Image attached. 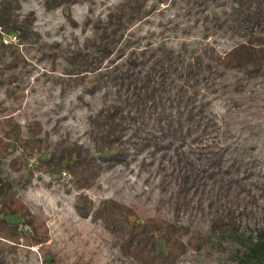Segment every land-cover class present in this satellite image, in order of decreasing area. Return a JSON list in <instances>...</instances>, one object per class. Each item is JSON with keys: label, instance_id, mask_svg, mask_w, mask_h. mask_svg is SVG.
Instances as JSON below:
<instances>
[{"label": "rangeland", "instance_id": "obj_1", "mask_svg": "<svg viewBox=\"0 0 264 264\" xmlns=\"http://www.w3.org/2000/svg\"><path fill=\"white\" fill-rule=\"evenodd\" d=\"M119 2L80 0L53 9L45 8V0L22 2L24 12H35L34 26L41 36L34 44L17 43L21 52L17 66L6 68L0 61V134L7 116L21 124L23 136L29 121L38 119L43 125L42 149L30 154L18 143L6 156L1 155L0 149V178L13 181L15 193L46 221L49 234L42 244L19 243L15 250L8 246L11 241H3L0 264H130L122 259L101 221L92 214H80L81 193L95 206L104 198L133 204L138 210L135 219H179L189 224L191 230L186 239L198 233L205 241L198 248L189 246L178 264H264V257H254L241 248L242 241H249L247 232H221L209 225V214L223 200L222 194L216 193L220 186L218 177L208 180L211 187L207 184L203 190L191 189L190 206H181L177 211L173 174L176 171L171 159L162 157L164 149L146 146L134 157L111 163L98 157L100 152L94 149L90 136V114L110 100L111 90L102 86L95 94L86 92L84 89L95 72L70 77L66 71L77 64H73L77 52L92 49L94 22L106 19ZM149 4L154 6L152 12L130 25L113 52L101 54V70L125 61L132 50L150 53L162 47L183 52L188 59L203 55L204 60H209L210 54H223L243 39L231 28L225 30L214 23L211 16L223 15V9L213 0L208 6H201L196 0H151ZM257 30L264 34V28ZM202 85L217 125L198 146L219 141L256 155L262 161L261 169L238 174L240 181L250 185L259 196L252 207L262 210L264 74L222 69L213 83ZM74 141L90 144L94 155L104 164L93 184L86 188L78 187L76 178L68 172L60 173L41 163L54 147ZM189 144L184 147L188 149ZM22 152H26L27 163ZM168 153L173 154L172 148ZM15 157L17 167L11 164ZM253 217L250 213L252 225Z\"/></svg>", "mask_w": 264, "mask_h": 264}, {"label": "trees", "instance_id": "obj_2", "mask_svg": "<svg viewBox=\"0 0 264 264\" xmlns=\"http://www.w3.org/2000/svg\"><path fill=\"white\" fill-rule=\"evenodd\" d=\"M78 1L45 0V8ZM150 1L120 0L106 19L96 20L92 49L77 52L73 63L77 64L66 71L70 77L95 72L84 89L86 92L95 94L102 86L111 90L110 100L90 114L94 149L106 163L134 157L146 146L164 149L162 157L170 158L176 171L173 174L177 211L181 206H190L191 189L203 190L209 179L218 177L220 186L216 193L222 194L223 200L209 214V225L221 232H247L249 241H242L241 248L254 257H264V209L252 207L259 196L250 185L240 181L238 174L259 171L262 161L243 148L219 141L198 146L217 125L209 110L210 99L202 93V84L213 83L222 69L264 74V34L257 30L264 28V0H213L223 9V15L211 16L214 23L225 30L231 28L243 38L223 54H210V59L204 60L203 55L188 59L183 52L166 47L150 53L132 50L125 61L101 70V54L113 52L130 25L152 12L154 6ZM196 1L208 6L212 0ZM22 2L0 0V61L6 68L18 65L21 52L17 43L34 44L41 36L34 26L35 12H24ZM3 33H15L19 41L6 43ZM120 50L122 53L123 49ZM1 130L2 156L18 143L30 154L42 149L43 125L38 119L29 121L25 136L21 124L12 116L5 117ZM189 142L187 149L184 146ZM171 148L173 154L169 155ZM21 157L27 163L26 152ZM98 157L90 144L74 141L57 145L41 163L60 173L68 172L76 178L78 187L86 188L104 168ZM16 163L17 158H12L11 164L17 167ZM13 186L12 180L0 178V243L11 241L8 246L14 250L19 243L42 244L48 238L49 227L15 193ZM260 189L264 191V186ZM78 208L82 216L92 214L101 221L122 259L130 264H178L189 246L198 248L205 241L198 233L186 239L190 225L179 219H135L137 207L115 198H104L95 206L81 193ZM250 213L254 216L253 225Z\"/></svg>", "mask_w": 264, "mask_h": 264}, {"label": "built area", "instance_id": "obj_3", "mask_svg": "<svg viewBox=\"0 0 264 264\" xmlns=\"http://www.w3.org/2000/svg\"><path fill=\"white\" fill-rule=\"evenodd\" d=\"M3 40L6 43L18 42L19 37L15 33H3Z\"/></svg>", "mask_w": 264, "mask_h": 264}]
</instances>
